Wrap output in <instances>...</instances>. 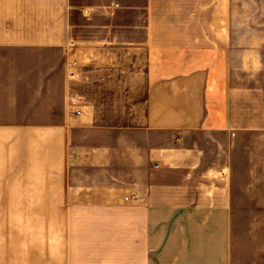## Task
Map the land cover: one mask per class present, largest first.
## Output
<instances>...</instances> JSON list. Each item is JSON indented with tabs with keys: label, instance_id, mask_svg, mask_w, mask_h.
I'll return each instance as SVG.
<instances>
[{
	"label": "crops",
	"instance_id": "crops-1",
	"mask_svg": "<svg viewBox=\"0 0 264 264\" xmlns=\"http://www.w3.org/2000/svg\"><path fill=\"white\" fill-rule=\"evenodd\" d=\"M238 21L239 0H0L10 204L109 216L119 264H232L233 161L198 137L264 140Z\"/></svg>",
	"mask_w": 264,
	"mask_h": 264
},
{
	"label": "rangeland",
	"instance_id": "rangeland-1",
	"mask_svg": "<svg viewBox=\"0 0 264 264\" xmlns=\"http://www.w3.org/2000/svg\"><path fill=\"white\" fill-rule=\"evenodd\" d=\"M238 32L240 48L264 49V0H239ZM198 139L206 163L233 161L232 264H264V140L246 133L232 144ZM24 208L10 204V141L0 140V264H119L125 255L109 216H78L71 229L69 216L26 214Z\"/></svg>",
	"mask_w": 264,
	"mask_h": 264
},
{
	"label": "built area",
	"instance_id": "built-area-1",
	"mask_svg": "<svg viewBox=\"0 0 264 264\" xmlns=\"http://www.w3.org/2000/svg\"><path fill=\"white\" fill-rule=\"evenodd\" d=\"M80 111L79 110H76V113H79Z\"/></svg>",
	"mask_w": 264,
	"mask_h": 264
}]
</instances>
